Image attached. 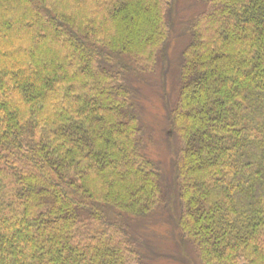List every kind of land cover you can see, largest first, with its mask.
Returning <instances> with one entry per match:
<instances>
[{
    "label": "trees",
    "instance_id": "trees-1",
    "mask_svg": "<svg viewBox=\"0 0 264 264\" xmlns=\"http://www.w3.org/2000/svg\"><path fill=\"white\" fill-rule=\"evenodd\" d=\"M263 232L264 0H0V264H264Z\"/></svg>",
    "mask_w": 264,
    "mask_h": 264
},
{
    "label": "rangeland",
    "instance_id": "rangeland-1",
    "mask_svg": "<svg viewBox=\"0 0 264 264\" xmlns=\"http://www.w3.org/2000/svg\"><path fill=\"white\" fill-rule=\"evenodd\" d=\"M177 88L178 84L176 82L175 73L173 72L172 74H170L167 82V95L171 102H173L176 97ZM145 106L147 108V111L149 112L147 115V119L151 122L153 128V138L151 143H149V152L154 158L169 163L171 157L169 153L170 150L167 148L168 143L161 131V123L163 121L164 115V102L160 98L153 97L151 99L149 98V100L146 101ZM167 133L170 136L172 135L171 130H167ZM163 228L160 230L161 232H164ZM260 244L264 248V232L262 233ZM156 264L172 263L159 262Z\"/></svg>",
    "mask_w": 264,
    "mask_h": 264
}]
</instances>
